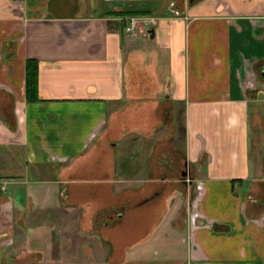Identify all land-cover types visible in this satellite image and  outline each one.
Listing matches in <instances>:
<instances>
[{
    "label": "crops",
    "instance_id": "obj_1",
    "mask_svg": "<svg viewBox=\"0 0 264 264\" xmlns=\"http://www.w3.org/2000/svg\"><path fill=\"white\" fill-rule=\"evenodd\" d=\"M262 197L264 0H0V264L35 229L102 264H264Z\"/></svg>",
    "mask_w": 264,
    "mask_h": 264
},
{
    "label": "rangeland",
    "instance_id": "obj_2",
    "mask_svg": "<svg viewBox=\"0 0 264 264\" xmlns=\"http://www.w3.org/2000/svg\"><path fill=\"white\" fill-rule=\"evenodd\" d=\"M35 181V185H28L26 187V190L23 187V189H21L20 191L18 192H13V196L16 197L19 201L25 203V205L27 206L28 209H30L31 211L30 212H34L36 211L33 207V209H31V207H29V205L26 203V200L23 201L21 200L23 197H22V193L26 192V197L32 195L31 192L32 190L33 191H40L41 189H44V188H47L46 186L44 185H40L41 181L38 180L37 178H29V181ZM184 181H186V183H188L189 179H184ZM32 187V189H31ZM51 187L48 185V188ZM9 190L8 193L10 192L11 193V188L10 186L7 187ZM11 195V194H10ZM33 205H34V202H33ZM264 208V207H263ZM29 212V213H30ZM77 216V215H76ZM59 217L60 214H59ZM37 222H39V219L37 220ZM24 229V227H21ZM95 230V229H94ZM94 232V231H92ZM58 232L55 230V231H48L46 229H43V231L41 232L40 230H34L33 232H31V240H27L24 244H20V243H14V249L12 252H9V253H13L12 254V264H30V259H28L26 257V255H23V252L26 251V252H31L30 247H34V248H38L40 253H41V257H37L36 261L39 263V264H51L50 259L51 257H49L50 255H56V252L57 249L58 251L60 252L61 251H65L68 255L66 254H63L60 259L64 260V263H68L66 262L67 259H70V262H75L77 264H90V255H93L96 253V256H95V259L93 257V262L92 264H102V260H103V254L101 253L102 251H100L99 249H101L102 246H104V244H102L101 242H94V241H91L89 240L88 241V237L85 239H82V242L81 245L77 243V241L79 240L78 237H77V232H66V234L68 235L69 233L72 240L74 241V245L75 244H78L79 245V251H69L68 250V245L64 243H62V237H60V235L58 236L57 234ZM18 234V236L22 235L20 233V229H17L15 230V235ZM75 234V235H74ZM64 236V235H63ZM91 238V237H90ZM96 240V239H95ZM67 242V241H66ZM72 245V246H74ZM90 247L91 250L90 252L87 254L86 251H85V247ZM25 247V250H23L22 248ZM65 249V250H64ZM105 251V250H104ZM106 252V251H105ZM77 253V254H76ZM93 253V254H92ZM69 255H73V256H69ZM4 257H5V254H4ZM55 261V260H54ZM34 262V261H33ZM31 262V263H33Z\"/></svg>",
    "mask_w": 264,
    "mask_h": 264
},
{
    "label": "trees",
    "instance_id": "obj_3",
    "mask_svg": "<svg viewBox=\"0 0 264 264\" xmlns=\"http://www.w3.org/2000/svg\"><path fill=\"white\" fill-rule=\"evenodd\" d=\"M126 16H138L139 13H125ZM25 99L27 102L39 101L38 98V64L34 60L25 63Z\"/></svg>",
    "mask_w": 264,
    "mask_h": 264
},
{
    "label": "built area",
    "instance_id": "obj_4",
    "mask_svg": "<svg viewBox=\"0 0 264 264\" xmlns=\"http://www.w3.org/2000/svg\"><path fill=\"white\" fill-rule=\"evenodd\" d=\"M155 24L152 18H141V17H130L127 19V25L124 27V32L126 35L134 34V32L140 31L147 35L149 29Z\"/></svg>",
    "mask_w": 264,
    "mask_h": 264
},
{
    "label": "water",
    "instance_id": "obj_5",
    "mask_svg": "<svg viewBox=\"0 0 264 264\" xmlns=\"http://www.w3.org/2000/svg\"><path fill=\"white\" fill-rule=\"evenodd\" d=\"M148 35H149V37H153V35H154V28H151V29L148 30Z\"/></svg>",
    "mask_w": 264,
    "mask_h": 264
},
{
    "label": "flooded vegetation",
    "instance_id": "obj_6",
    "mask_svg": "<svg viewBox=\"0 0 264 264\" xmlns=\"http://www.w3.org/2000/svg\"><path fill=\"white\" fill-rule=\"evenodd\" d=\"M185 176H186V175H185ZM262 199H264V197H262ZM257 204H259V205L263 204V200L259 199V200L257 201Z\"/></svg>",
    "mask_w": 264,
    "mask_h": 264
}]
</instances>
